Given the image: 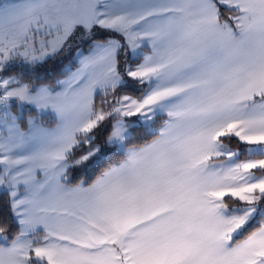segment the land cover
<instances>
[{
    "label": "snow or ice",
    "instance_id": "snow-or-ice-1",
    "mask_svg": "<svg viewBox=\"0 0 264 264\" xmlns=\"http://www.w3.org/2000/svg\"><path fill=\"white\" fill-rule=\"evenodd\" d=\"M0 264H264V0H0Z\"/></svg>",
    "mask_w": 264,
    "mask_h": 264
},
{
    "label": "trees",
    "instance_id": "trees-1",
    "mask_svg": "<svg viewBox=\"0 0 264 264\" xmlns=\"http://www.w3.org/2000/svg\"><path fill=\"white\" fill-rule=\"evenodd\" d=\"M123 59V57H122ZM65 61H68L67 59L60 62L59 60L49 61L47 64L43 65L42 67L38 68L35 72H28L26 69H22L19 66H14L13 71L15 72H21L23 71L25 74V77L28 78L29 76L33 79L39 78L41 82H47L52 83L57 78L61 77L62 69L64 68ZM129 94L132 95H138V92H130ZM135 119V118H130ZM162 121H158L155 125L156 127H159L160 123ZM133 135L136 137V140L134 142H143V139L147 138L150 139L151 137L147 136V133L144 128L138 127L136 131L133 133ZM233 146H236L233 144ZM87 147V146H85ZM119 157L112 155L110 152L108 155H106L102 162L99 164V166H93L87 170H78L75 171L71 175V180L73 183H77L81 180H86L88 182H91L95 179L97 175H99L100 171L103 170L104 167L107 166V164L115 162Z\"/></svg>",
    "mask_w": 264,
    "mask_h": 264
},
{
    "label": "rangeland",
    "instance_id": "rangeland-1",
    "mask_svg": "<svg viewBox=\"0 0 264 264\" xmlns=\"http://www.w3.org/2000/svg\"><path fill=\"white\" fill-rule=\"evenodd\" d=\"M68 64V61H65L64 67ZM18 66V65H17Z\"/></svg>",
    "mask_w": 264,
    "mask_h": 264
},
{
    "label": "crops",
    "instance_id": "crops-1",
    "mask_svg": "<svg viewBox=\"0 0 264 264\" xmlns=\"http://www.w3.org/2000/svg\"><path fill=\"white\" fill-rule=\"evenodd\" d=\"M146 51V50H145ZM60 78V77H59ZM233 147H235V146H233Z\"/></svg>",
    "mask_w": 264,
    "mask_h": 264
}]
</instances>
